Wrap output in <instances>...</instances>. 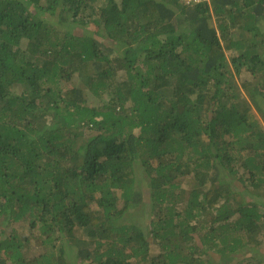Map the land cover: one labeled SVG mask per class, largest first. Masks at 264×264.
<instances>
[{
    "label": "trees",
    "instance_id": "1",
    "mask_svg": "<svg viewBox=\"0 0 264 264\" xmlns=\"http://www.w3.org/2000/svg\"><path fill=\"white\" fill-rule=\"evenodd\" d=\"M252 108L264 0H0V264L264 261Z\"/></svg>",
    "mask_w": 264,
    "mask_h": 264
},
{
    "label": "rangeland",
    "instance_id": "2",
    "mask_svg": "<svg viewBox=\"0 0 264 264\" xmlns=\"http://www.w3.org/2000/svg\"><path fill=\"white\" fill-rule=\"evenodd\" d=\"M116 1H118V3H120V4L123 2V0H116ZM213 22L215 24H217V26H218V21L217 20H213ZM230 58H231V56H229V59ZM120 75H121V77H123V73L122 72L120 73ZM237 81L241 82V79L238 78ZM248 114H249L250 117L254 116L255 118L261 120L262 124L264 125V120H263V118H260L261 115L259 114V112L256 109L252 108L250 110V113H248ZM246 171H247L246 169L245 170L241 169L240 170V174L239 173L227 174L226 181L230 182V184H231L230 188L233 189V191H238V190H244L245 189V185H244L243 181H241L240 175L243 176V174L246 173ZM244 175L247 176V174H244ZM141 182H144V184H140L139 186L143 190L144 196L147 197L149 195V191H148V187H146V181L142 180ZM247 199L248 200H256V201H258L260 203H262V202L264 203V198L263 197L262 198L261 197L258 198V197H256V195H250L249 193L247 195ZM145 217H147V216L142 217V220H147V218H145ZM210 219H211V217L209 218V220ZM234 219H236V217L232 218L231 220H234ZM18 226L20 228H22V230L21 229L20 230L23 233L27 234L28 228L25 226L24 223H23V225L22 224H18ZM40 244H41L40 243V238H37L36 235H35L32 238V244H31V248H30V251H29L30 257L33 256L38 250H40V248L37 247ZM262 251L264 252V244L262 245ZM157 252H160V246L157 245L155 242H152V253H157ZM260 260H261L260 257L256 258V259L251 261V264H261V263L264 264V261L260 262Z\"/></svg>",
    "mask_w": 264,
    "mask_h": 264
},
{
    "label": "built area",
    "instance_id": "3",
    "mask_svg": "<svg viewBox=\"0 0 264 264\" xmlns=\"http://www.w3.org/2000/svg\"><path fill=\"white\" fill-rule=\"evenodd\" d=\"M185 3L187 4H194V3H198L200 2L201 0H183Z\"/></svg>",
    "mask_w": 264,
    "mask_h": 264
}]
</instances>
